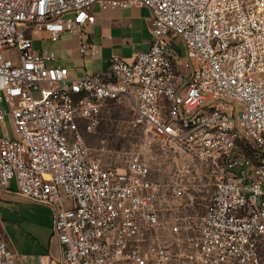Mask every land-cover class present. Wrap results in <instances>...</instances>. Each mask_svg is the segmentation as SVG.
Here are the masks:
<instances>
[{
  "label": "built area",
  "instance_id": "2783aa9c",
  "mask_svg": "<svg viewBox=\"0 0 264 264\" xmlns=\"http://www.w3.org/2000/svg\"><path fill=\"white\" fill-rule=\"evenodd\" d=\"M94 7L147 8L152 42L131 63L111 57L110 76L72 79L49 65L52 52L34 50L30 33L51 42L82 34ZM90 49L81 43L79 52ZM124 100L132 126L178 146L212 188L196 237L178 252L164 237L179 227L162 226L161 206L185 197L189 165L161 183L138 153L122 170L89 155L83 135ZM6 121L0 189L14 181L20 198L50 208L59 257L47 264H264V0H0V126ZM27 258L0 240V264Z\"/></svg>",
  "mask_w": 264,
  "mask_h": 264
},
{
  "label": "crops",
  "instance_id": "0c3cea01",
  "mask_svg": "<svg viewBox=\"0 0 264 264\" xmlns=\"http://www.w3.org/2000/svg\"><path fill=\"white\" fill-rule=\"evenodd\" d=\"M92 12L95 22L86 27L90 33L85 42L83 33H64L56 42L44 40L50 43L61 41L58 56L66 58L67 65H57L54 51L39 50L32 41L36 52H52L54 60L49 65L67 68L72 79L86 73V60L92 66L91 73L87 74L110 76L108 60L111 57L131 63L136 54L148 51L152 42V14L147 8L100 10L94 7ZM81 43L91 46L85 56L79 52ZM8 189V192L0 189V240L18 256H30L25 260L18 259L16 264H47L51 259H58L59 245L51 230L50 208L20 198L14 181L9 183Z\"/></svg>",
  "mask_w": 264,
  "mask_h": 264
},
{
  "label": "rangeland",
  "instance_id": "374dc122",
  "mask_svg": "<svg viewBox=\"0 0 264 264\" xmlns=\"http://www.w3.org/2000/svg\"><path fill=\"white\" fill-rule=\"evenodd\" d=\"M82 33L83 42L90 33L89 29L84 28ZM35 45L39 50H52L56 54L57 65H67L64 57H59L60 42L50 43L44 41L48 36L45 33H30ZM176 57L185 59V48L183 43L176 39L172 44ZM7 56V53H4ZM14 57V54H10ZM86 73H91L92 66L88 60L85 62ZM83 71V69H82ZM84 73V72H83ZM101 121L97 130L90 134H84V140L92 158L100 160L104 167L122 170L127 156L138 153L151 172V179L168 183L176 180L179 169L182 165H189L193 174L188 181V191L185 197L173 206L163 203L161 206L160 220L166 229L167 225L173 224L179 227L178 235H167L164 237L165 244L170 245L174 252H178L185 245L182 241L195 238V218L204 211L212 188L208 185V179L202 172L200 165L191 157L186 156L182 150L175 145H163L152 134L146 133L144 128L132 126V112L128 101L111 103L101 111ZM1 132H8L11 135V127L6 121L4 127L0 126ZM170 204V202H169ZM170 208H169V207Z\"/></svg>",
  "mask_w": 264,
  "mask_h": 264
}]
</instances>
